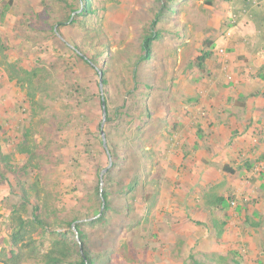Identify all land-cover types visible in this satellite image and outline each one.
Masks as SVG:
<instances>
[{"label": "rangeland", "instance_id": "obj_1", "mask_svg": "<svg viewBox=\"0 0 264 264\" xmlns=\"http://www.w3.org/2000/svg\"><path fill=\"white\" fill-rule=\"evenodd\" d=\"M158 1L96 0L98 7L105 5L107 9L102 21V32L96 42L110 46V50L105 51L98 59L96 67L102 68L104 62L110 63L114 78L112 89L116 92L113 99L116 101L121 98L122 79H126L128 86L132 82L131 68L122 64L129 55L139 53L142 26L151 19L149 5ZM8 2V10L3 22H0V33L8 44L7 60L24 69H30L39 62L49 69L54 65L60 93L57 99L48 102L45 111L33 109L16 81L1 78L0 144L3 153L11 156L13 165H21L29 159L30 154L20 151L23 149L22 145L29 142L30 149L33 145L36 146V152L46 157L42 161L44 171L40 182L46 183L48 189L59 195L57 204L67 212L77 204L75 196L84 198L85 182L88 183L87 186L94 185L102 171L111 167L110 157L97 148L98 140L88 134L87 130L89 126L95 132L102 119L98 95L100 78L94 68L77 58L66 47L65 44L72 46L85 36L78 23L64 26L56 24L61 16V6L55 5L53 0H0V11ZM229 6V0H181L177 5L179 13L172 14L170 19L162 18L167 29H171L173 21L179 26L183 25L185 36L178 40L172 33H168L155 45L152 64L141 73V80L149 81L155 87L146 98L151 117L143 116V119H148L149 124L144 131L145 149L152 154L148 156L145 166L139 169L143 176L145 172L149 176L144 178L146 187L138 191V200L133 202L135 212L129 214L131 219L126 221L129 232L127 230L126 233H120V240L109 249L114 260L130 263L134 258L135 264H183V248L187 243L191 246L197 243L195 252L227 256L229 251L238 250L243 256L244 264H259V259L264 262V213L260 214L259 199L251 194L255 189L241 188L235 186V181H227V176L236 175L233 168L237 165L226 164L231 169L228 172L222 167L224 158L218 156L217 161L211 163L205 156V153L209 157L213 154L211 140H198L194 132L195 125L191 124L198 118L204 121L208 116L205 107L195 109L204 102V89L216 83L222 87L223 81L237 73L236 69H231L235 60L228 53L230 50L224 54L217 47V42L227 33ZM35 23L36 31L30 27V24ZM51 25L56 30L59 29V32L58 38L50 42L45 40L38 29ZM206 38L212 39L215 44L213 48H209L212 56L205 61V69L200 70L193 65L198 53L195 51L202 48L208 50ZM85 54L91 58L94 52L86 50ZM257 67V64L248 62L243 63L242 69L244 73L251 75ZM4 68L0 66V72ZM245 77L247 78L246 75ZM100 90L103 93L104 86ZM85 95H94V99L90 103L85 102ZM119 105L120 102L113 106ZM83 116H88L89 121H85ZM195 116L197 117L193 118ZM185 121H190V127ZM64 123L67 127L58 130L57 126H63ZM137 123L138 120L131 124L125 121L122 127L120 125L118 129L114 128L113 136L118 139L116 131L122 136L124 128L134 130ZM26 132L29 135L25 136ZM233 140L228 143L233 144ZM197 141L199 147L194 151L193 145ZM222 142L223 140L217 143ZM88 144L91 145L90 152L87 151ZM33 163L38 162L36 160ZM77 163L81 170L80 167L75 169ZM128 164L131 167L129 170L137 169V163H132L131 159ZM6 169L1 163L4 177H0V249L3 239L11 231L8 220L10 205L18 202L19 198L16 196L19 193L17 178L6 173ZM112 173L117 177L119 168ZM37 174H32L29 183L36 181ZM21 179L25 181L28 178ZM213 185L217 186L219 193L234 197L233 207L241 204L244 208V216H233L224 240L219 243L212 232H207L195 222L201 219L211 224L210 211L204 208L202 193L204 189L209 191ZM33 197L31 196L32 201ZM144 197H148L147 202ZM76 207L82 212L86 211L82 204ZM253 211L258 212L259 216H254ZM218 215L222 216L220 213ZM245 215L259 223V226H248L244 221ZM111 223L113 229L119 230L115 220ZM244 228L247 231L245 233ZM109 234L110 232L106 237ZM143 235L150 242L149 249L138 253L134 245ZM243 243H247L248 247H244ZM98 247L103 249L107 245L104 243Z\"/></svg>", "mask_w": 264, "mask_h": 264}, {"label": "trees", "instance_id": "obj_2", "mask_svg": "<svg viewBox=\"0 0 264 264\" xmlns=\"http://www.w3.org/2000/svg\"><path fill=\"white\" fill-rule=\"evenodd\" d=\"M180 1L159 0L155 4L149 5L151 19L142 26L139 53L129 55L127 61L122 64L126 68H131L132 82L128 86L126 79H122L121 98L116 101L113 99L114 78L110 63L104 62V67H96L102 54L110 50L109 45L96 42L102 32L101 27L107 10L106 6L98 7L96 0H53L55 5L61 6V11H59L61 16L56 24L64 26L68 23H78L84 31L85 37L82 41L75 42L72 46L65 44L66 47L77 58L94 68L98 78H100V71L102 72L104 90L102 93L98 86V95L102 119L103 109L106 110L104 132L107 147L103 145L102 119L95 132H92L89 126H87V130L88 134L98 140L99 146L97 148L103 150L111 158L112 165L103 176L104 186H101L100 178L97 182L95 180L96 183L94 182L95 184L91 186H87L88 183L85 182L84 198L79 199L75 196L76 201H78L77 204L66 212V209H61L57 204L59 195L52 189H48L46 183L40 182V177L44 171L42 161L46 157L36 152V146L33 145L30 149L29 142L25 146L22 145L23 149L20 151L30 154L29 159L21 165H13L11 156L3 153L0 144V177H4V172L1 171V163H3L7 168L6 173L17 178L16 185L19 189V193L16 195L19 197L18 202L10 205L8 220L11 231L2 241L0 264H135L134 258L130 263L114 260L113 253L110 254L109 249L120 240V233H126L127 230L129 232L126 221L131 219L129 214L135 212L133 202L137 199L138 191L145 188L147 184L144 178H147L149 173L145 172L144 176L143 173H139L140 167L145 166L148 156L152 154L151 151L145 149L144 131L147 130L149 124L148 119L143 118L145 116L151 117L146 98L149 97L150 92L155 87L149 81H142L141 73L143 69H147V66L152 64L155 45L161 42L168 33H172L178 40H182L185 36L183 25L179 26L173 21L171 29H167L164 21H162L163 17L170 19L172 14L179 13L177 5ZM211 2L209 1V3ZM9 4L8 2L0 11V22H3ZM230 25L232 23H228L227 26ZM30 27L35 31L37 29L36 23L30 24ZM38 30L40 34L45 36L46 41L51 42L54 38H58L59 29L56 30L54 25ZM205 44L206 47L208 46V50L202 48L195 51L198 53L193 65L200 70L205 69V61L212 56V51L209 48H213L215 43L212 39L206 38ZM86 50L93 51V57L88 58L85 54ZM6 51H8V44L6 38L0 33V66L5 67L4 71L0 72V79L7 77L9 81H16L30 106L33 109L45 111L48 102L57 99L60 93L59 83L55 78L56 69L54 65L49 69L38 60L39 63L30 69L20 68L17 67L16 63L7 60ZM82 92H85V89H82ZM93 99L94 95L84 96L85 102L90 103ZM118 102L121 105L113 106ZM138 110L140 112H137ZM83 117L85 121H89L88 116ZM136 120L138 123L134 130L124 128L122 136L118 135V131H116L118 139H115L113 136L114 128L118 129L120 125L122 127L125 121L127 124H131ZM65 124L63 126L58 125V130L67 127ZM176 125L177 122L174 123V126ZM195 128V135L198 140L203 141L205 138L203 128L197 124ZM27 135L29 132L25 133V136ZM87 147V151L90 152L89 147L91 145L88 144ZM198 147L199 142L197 141L193 145L194 151ZM130 159L132 163H137L136 170H129L131 168L128 164ZM36 160L38 163H33ZM79 167L81 170V166L77 163L75 169L77 170ZM118 168L119 173L116 177L112 172ZM224 170L231 171L228 166H225ZM36 172L38 173L36 181L29 183V178ZM22 177L28 179L22 181ZM31 196H34L33 201ZM202 197L205 200L204 208L210 211L211 224L205 223L201 219L195 222L198 226L204 227L207 232H212L218 243L222 242L227 234L229 222L233 216L243 215L244 208L241 204L233 207L232 205H235L234 197L230 194L219 193L215 185L211 186L209 191L204 189ZM139 200L142 201V199ZM144 200L147 202L148 197H144ZM103 203L104 208L102 210ZM81 204L82 208L86 209L85 212L76 207V205ZM100 213L101 215H99ZM255 216H259V214ZM113 220L116 221L119 230L112 228L111 222ZM244 221L248 226H259V223L253 221L248 215H245ZM74 228L78 232L79 241ZM245 231L246 228L243 229L244 233ZM108 232L110 234L106 237ZM104 243L107 245L106 248L98 247ZM149 244V240L143 235L140 236L139 241L134 246L137 247L136 251L140 253L146 252L149 249ZM196 245L197 243L192 246L188 243L185 245L183 264H244L243 256L238 250L229 251L227 256H213L203 251L195 252ZM243 246L248 247V244L243 243ZM259 264H264V262L259 259Z\"/></svg>", "mask_w": 264, "mask_h": 264}, {"label": "crops", "instance_id": "obj_3", "mask_svg": "<svg viewBox=\"0 0 264 264\" xmlns=\"http://www.w3.org/2000/svg\"><path fill=\"white\" fill-rule=\"evenodd\" d=\"M229 4L228 23L232 25L226 28L227 33L220 42H217V47L223 49L224 54L230 50L228 53L232 54V60H235L231 69H236L237 73L234 76L230 75L229 80L223 81L222 87L216 83L204 89V102L195 109L205 107L208 116L204 121L198 118L191 124L201 125L206 134L204 140H211L213 154L209 157L205 153L211 163H215L219 156L224 158L223 169L226 164L237 165L233 168L236 175L227 176V181H235V186L241 188L255 189L251 194L259 199L258 210L262 215L264 213V0H229ZM248 62L258 65L251 75L244 73L242 69L243 63ZM189 123L190 121H185L188 127H190ZM194 132L196 134V128ZM231 139H234L233 144L228 143ZM222 140L221 144L217 143ZM217 147L223 151L218 150ZM257 213L252 212L254 216Z\"/></svg>", "mask_w": 264, "mask_h": 264}, {"label": "water", "instance_id": "obj_4", "mask_svg": "<svg viewBox=\"0 0 264 264\" xmlns=\"http://www.w3.org/2000/svg\"><path fill=\"white\" fill-rule=\"evenodd\" d=\"M100 88L102 89L103 88V78H102V72L100 71ZM103 105H104V103H103ZM105 106V105H104ZM105 121H106V110H105V108L103 109V119H102V124H101V126H102V138H103V145L105 146V147H107V144H106V139H105V132H104V130H103V128H104V123H105ZM112 165V161H111V158H110V162H109V167ZM107 170H108V168H106V169H104L103 171H102V173H101V175H100V178H101V186L103 185V176H104V174L107 172ZM103 208H104V203H103V206H102V210H103ZM99 215H101V213L99 214ZM98 215V216H99ZM97 216V217H98ZM96 218V217H95ZM74 231H75V233H76V235H77V239H78V241H79V238H78V232L76 231V229L74 228Z\"/></svg>", "mask_w": 264, "mask_h": 264}, {"label": "built area", "instance_id": "obj_5", "mask_svg": "<svg viewBox=\"0 0 264 264\" xmlns=\"http://www.w3.org/2000/svg\"><path fill=\"white\" fill-rule=\"evenodd\" d=\"M220 51H221L222 53L224 52V50H223V49H221Z\"/></svg>", "mask_w": 264, "mask_h": 264}]
</instances>
